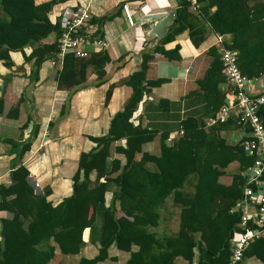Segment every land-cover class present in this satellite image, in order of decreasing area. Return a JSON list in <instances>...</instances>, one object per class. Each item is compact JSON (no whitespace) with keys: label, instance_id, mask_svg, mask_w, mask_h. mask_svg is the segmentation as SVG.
Returning a JSON list of instances; mask_svg holds the SVG:
<instances>
[{"label":"trees","instance_id":"1","mask_svg":"<svg viewBox=\"0 0 264 264\" xmlns=\"http://www.w3.org/2000/svg\"><path fill=\"white\" fill-rule=\"evenodd\" d=\"M68 1L48 0L36 5L33 0H0V61L5 68L12 66L10 52L22 53L30 48L24 59L31 62L30 79L37 80L40 65L56 59V39L61 32L59 19L52 23L47 15L54 6ZM190 1L197 4L195 15L207 23L211 32L229 36V44L222 47L236 52L241 75L259 78L264 72V0H178L174 24L191 17ZM120 10L121 5L110 15L90 18L89 29L91 25L96 29L87 37L103 40L102 26L118 16ZM51 34L54 40L44 43ZM165 38L144 49L138 69L120 81V85L130 88V96L122 110L110 119L104 135L88 137L94 147L79 154L69 197L52 206L46 200L49 191L35 195L27 181L28 171L21 165L13 167L7 181L0 184V264H63L61 257L79 253L84 244L82 235L84 238L87 235L84 230L91 233L96 217L100 220L97 253L91 259L81 258L76 264H105L107 260L116 263L115 257L108 258L111 246L127 254L124 264H176V259L194 264L196 250L200 252L195 264L228 263L229 241L239 223V214L230 210L241 197L250 159L240 141L229 144L221 137L233 125L231 121L207 128L204 124L205 119L227 103V92L220 89L225 81L218 49H208L206 54L211 61L203 77L196 81L197 93L204 102L202 116L182 120L178 135L169 142L168 132L159 133L158 155L142 151V146L158 132L134 123V112L141 100L151 88L165 82L146 80V63L154 57L167 62L180 60L177 45L169 50L163 48ZM202 39L190 35L194 47ZM86 52L85 57L67 53L61 59L55 82L58 90L67 91V98L57 120L64 117L71 96L85 85L88 74L95 78L94 87L106 81L104 67L110 59L105 50L89 48ZM126 59L127 55H122L117 62L124 63ZM113 87H108L104 104ZM19 102L6 117H17ZM2 112L0 98V115ZM261 118L264 122L262 115ZM36 130L34 127L26 142L8 141L16 160L29 150ZM120 141H124L123 146H115L113 151L123 157L124 163L112 159L108 166L110 147ZM233 162L238 166L229 184L219 183L224 170ZM148 164L154 169H148ZM91 173L95 174L93 181L89 178ZM192 175L195 182L193 187L188 186L192 192L185 193L183 184ZM108 184L115 190L104 207L103 195ZM168 197L179 209L177 231L158 238L152 230L159 224L158 210ZM49 241L57 247V255ZM251 258L264 264V235L244 249L238 264Z\"/></svg>","mask_w":264,"mask_h":264},{"label":"crops","instance_id":"2","mask_svg":"<svg viewBox=\"0 0 264 264\" xmlns=\"http://www.w3.org/2000/svg\"><path fill=\"white\" fill-rule=\"evenodd\" d=\"M47 1L33 0L36 5ZM177 2L178 0H70L52 8L47 16L53 23L58 18L59 10L65 6L79 4L87 6L90 18H99L114 13L121 5L119 15L102 26L103 41L106 44L104 50L110 59L104 67L105 83L94 87L92 83L95 78L88 74L85 85L71 96L61 120L57 119L66 101L67 91L56 88L55 77L61 67L59 60L43 62L35 81L29 77L31 62L24 59L30 53V48H25L22 53L10 52L9 58L12 63L10 68H5L0 61V98L3 100V112L0 115V184L7 181L13 167L21 165L28 171L27 181L30 180L38 191L35 193L33 190V193L41 195L43 191H49L46 200L52 206L71 195V177L76 171L78 156L94 147L88 137L104 135L110 119L122 110L124 102L130 96V88L119 83L138 69L139 55L144 49H148L144 46L152 39L146 36L150 21L160 19L169 11L175 12ZM190 13L191 17L176 24L172 20L164 35L166 38L163 48L169 50L177 45L180 60L167 62L161 57H154L146 63V80H165L160 86L150 89L134 112L135 124L139 123L143 128L158 132L151 142L142 146V151L150 155L156 156L159 153V133L168 132L169 138H175L182 120L188 116L195 118L202 116L204 102L202 96L197 93L196 81L203 77L211 61L206 53L210 48L219 49L223 44L230 42L229 36L214 34L201 17L192 11ZM95 29L96 26L91 25L89 32ZM190 35L203 38L197 47L192 45ZM50 36L51 39H48V36L43 42L51 43L54 37L53 34ZM122 55H127V59L124 63L117 62ZM110 85L114 87L108 102L104 104V96ZM263 87L264 79L250 87L249 92L256 95ZM220 89L227 92V102L230 103L232 96L229 87L224 84ZM17 101H20L17 117H6V113ZM258 112L264 120V106ZM227 121L233 124L221 133V137L227 143L235 144L248 137L247 125L236 124L232 118ZM34 127H37V130L29 150L16 160L8 141L18 144L26 142ZM123 144L124 141H120L111 145L108 166L112 159L119 160L121 165L124 163L123 157L113 151L115 146ZM237 166V163H231L227 168L233 167L235 172L227 173L226 168L225 174L218 180L219 183L228 185L231 175L237 171ZM89 178L93 181L95 174L91 173ZM99 182L102 183L103 178H100ZM194 182L192 179L189 186L193 187ZM114 190L112 184L107 185L103 195L104 207L108 206ZM168 200L169 197L165 203ZM169 202L168 206L175 209L178 215L179 209ZM170 211L165 212L166 217L170 216ZM99 225L100 220L96 217L91 233L88 229L84 230L87 235L85 238L82 235L84 244L79 253L61 257L63 264H76L81 258L91 259L96 255ZM159 226L160 223L157 227ZM156 229L152 230L155 235ZM47 243L55 247L54 254L57 255V247L51 241ZM199 252L200 250H196L194 264ZM107 254L108 258L115 257L122 264L128 257L113 246L108 248ZM175 263L186 264L180 259H176ZM105 264L112 263L107 260ZM243 264L259 262L251 258L245 260Z\"/></svg>","mask_w":264,"mask_h":264},{"label":"built area","instance_id":"3","mask_svg":"<svg viewBox=\"0 0 264 264\" xmlns=\"http://www.w3.org/2000/svg\"><path fill=\"white\" fill-rule=\"evenodd\" d=\"M197 8V4L190 1V11L196 13ZM58 19L61 32L56 39L55 60L61 62L67 53L85 57L89 48L99 50L106 47L103 40L87 37L90 20L87 6H65L59 10ZM218 54L221 75L230 89L232 101L207 118L205 127L224 123L231 118L236 124L249 127L248 137L241 140L240 145L245 156L250 159V164L244 172L241 197L230 210V213L239 214V223L229 241L230 257L227 264H238L244 249L264 235V122L258 114L264 106V87L256 95L249 92L250 87L264 79V72L259 78H247L237 68L235 51L220 47ZM170 139L168 137L166 141Z\"/></svg>","mask_w":264,"mask_h":264},{"label":"rangeland","instance_id":"4","mask_svg":"<svg viewBox=\"0 0 264 264\" xmlns=\"http://www.w3.org/2000/svg\"><path fill=\"white\" fill-rule=\"evenodd\" d=\"M50 37L51 36H49L48 39L52 38V37L51 38ZM146 166L150 170L154 169L153 165H151V164H148ZM226 172L227 173L235 172V168L229 167V168H227ZM194 178H195V176L192 175L185 180L183 187H182L183 192L191 194L192 189H190L188 186H189L190 181H192V179H194ZM169 201H171L170 198L165 203L164 207H162L161 209L158 210L160 212V220H159L160 226L157 227V229L155 230L158 238L165 237V236H171V235L175 234V232L177 231L178 215H176V212L174 211L175 209H171L172 207L168 206L170 204ZM167 210H171L169 217L165 216V212ZM164 218L166 220H164ZM110 254H111V251H110Z\"/></svg>","mask_w":264,"mask_h":264},{"label":"water","instance_id":"5","mask_svg":"<svg viewBox=\"0 0 264 264\" xmlns=\"http://www.w3.org/2000/svg\"><path fill=\"white\" fill-rule=\"evenodd\" d=\"M174 17H175V12L169 11L160 19H152L150 21L146 36L152 37V39L144 46L145 48L150 49L158 44V42L164 37L167 28L170 26ZM139 59L141 62V54L139 55ZM28 184L33 188L35 193L38 192L34 184L30 180H28ZM116 264H122V263L120 261H117Z\"/></svg>","mask_w":264,"mask_h":264}]
</instances>
